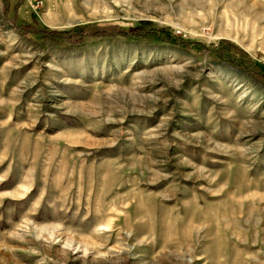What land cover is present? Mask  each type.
I'll list each match as a JSON object with an SVG mask.
<instances>
[{"label": "rangeland", "instance_id": "374dc122", "mask_svg": "<svg viewBox=\"0 0 264 264\" xmlns=\"http://www.w3.org/2000/svg\"><path fill=\"white\" fill-rule=\"evenodd\" d=\"M257 12L264 0H0V264H264ZM142 21L181 42L22 29Z\"/></svg>", "mask_w": 264, "mask_h": 264}, {"label": "trees", "instance_id": "16d2710c", "mask_svg": "<svg viewBox=\"0 0 264 264\" xmlns=\"http://www.w3.org/2000/svg\"><path fill=\"white\" fill-rule=\"evenodd\" d=\"M32 14L34 22L37 23V15L34 13ZM23 26L24 27L22 29L24 32H34L38 38L50 37L56 42V44L60 46L82 45L86 42V36L99 33L107 35H124L135 38L151 37L153 39L163 40L175 44L181 42L180 39L176 38L171 33H167L162 29L160 30L158 28H154L152 23L149 21H142L137 26L132 28H124L116 24H109L98 29V27H94L93 25L84 24L77 26L76 29L71 28L69 31H55L47 28H40L37 25L34 30V28H32L33 26L28 25L27 23ZM146 32L148 34H146ZM210 49L214 50L217 55L228 60L229 62L239 65L240 62L234 57L232 53H229L228 49L227 51L224 49H216L214 47H211Z\"/></svg>", "mask_w": 264, "mask_h": 264}, {"label": "bare ground", "instance_id": "6f19581e", "mask_svg": "<svg viewBox=\"0 0 264 264\" xmlns=\"http://www.w3.org/2000/svg\"><path fill=\"white\" fill-rule=\"evenodd\" d=\"M257 11V10H256ZM264 16V15H263ZM262 16V13H260V12H257L256 13V17H257V19H259V18H262L263 17ZM216 17V16H215ZM219 18V17H218ZM212 19V18H211ZM212 21H214V20H212ZM257 28V27H256ZM258 32H260V30L259 29H257V30H255L253 33H255V35L258 33Z\"/></svg>", "mask_w": 264, "mask_h": 264}]
</instances>
